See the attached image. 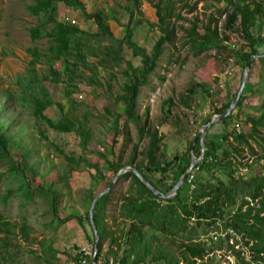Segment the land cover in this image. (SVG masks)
<instances>
[{"label":"trees","instance_id":"trees-1","mask_svg":"<svg viewBox=\"0 0 264 264\" xmlns=\"http://www.w3.org/2000/svg\"><path fill=\"white\" fill-rule=\"evenodd\" d=\"M32 1L33 3L27 9L32 16L38 18L39 23L29 30L30 38L34 42L42 39H47L49 42V46L44 52H40L37 48L29 50L33 59L29 62L30 68L24 77L26 83L22 88V101L28 100L32 105L33 117L37 122L45 124L54 132L75 133L80 139L83 155L88 153L91 134L85 123L70 115H63L62 119L57 122H53L46 116V111L55 103L50 98L48 91L41 85L35 67L43 59L48 65V77L43 78L44 82L60 84L62 83L61 76H66L71 81V78L78 76L81 70L92 71L88 57H95L100 51L104 52L103 55L110 63L119 67L122 61L121 54L126 47L135 58H140L141 66L134 68L131 62H127V69L124 72L127 81L121 88L122 93L116 96L114 101L115 104H120L123 107L122 115L125 117L126 123L136 127L139 141L144 139L149 141L148 147L138 164L136 163V148L133 149L130 161L126 165L119 164V161L110 162L103 154H98V156L113 172V179L121 169L131 166L137 169L143 178L159 192L167 194L189 169L191 157L175 155L170 161L160 160V145L163 142V137L159 135L158 130L148 128L142 122L138 115V99L141 89L149 85V77L158 68V61L164 54L165 44L172 42L174 29L170 24L171 10H168L167 6L162 8L161 2L155 5L158 27L162 36L154 44L152 52L147 53L145 48L133 40L130 25L134 18V11L129 7L125 9L129 15V22L125 26L123 38L119 40L114 36L109 26L111 19L119 22L112 13L107 14L102 10L87 13L81 0ZM131 1L135 5L139 4V0ZM60 4L65 8L80 11L85 20L95 23L97 32L90 34L60 21L58 18ZM227 4L231 11L225 17L221 32L217 25L212 26V23H209L204 29V34L201 35L197 32V24L193 23L187 32L185 43L190 47L192 55L195 57L214 50L216 55L214 60L219 66L221 62L228 64L234 60L235 64L245 69L252 56L264 55V52H261L264 47V36L261 33L264 25V2L227 0ZM255 30L256 34H254ZM228 32L236 33L241 37L242 42L239 47L229 44ZM222 57H224L223 61H221ZM56 63H62V72L54 70ZM98 63L103 65L106 62L100 60ZM251 69L256 70L258 74L257 87L252 88L251 95L260 100L259 105L251 107V109L258 112L259 115L253 116L244 113L243 101L247 95L243 94L235 110L237 114L234 115L233 113L219 123L224 127L230 122L246 116L244 125L249 128V132L245 133L241 129H233L231 132L226 131L218 139H210L207 136L204 140L205 154L203 160L189 175V177H193L192 180H189L188 177L174 198L170 200L157 198L134 174L126 173L121 177L123 180L116 183L119 185L121 181L128 182L127 190L121 194L118 206L115 208L114 225L116 229L111 231L106 223L103 234L98 229L99 212H103L106 216L114 190L112 189L97 201L93 214L94 225L100 236L97 264H101V260L105 262L113 260L119 264H180L181 262L183 264H198V262L202 263L205 258H207L208 264H215L216 259L214 257L210 259L209 256H215V252L224 247L238 258L239 264L264 263V172L255 173L248 177L239 174L242 167L241 154L244 149L252 152L258 162L264 161V57L254 59L251 63ZM96 78L95 73L91 81L95 82ZM199 92L203 94L205 99L213 100L214 115L224 114L236 97L234 95L232 100L225 98V102L219 106L217 103L219 94L216 96L211 94L209 86L200 83L187 89L186 94L181 99V104L185 108L191 109V101ZM0 105V166H7L10 174L23 180L21 184L23 189L20 188V190H24L21 195L27 202H31L34 195L48 199L52 221L57 223L58 227L74 220L86 234L87 239L94 244V235L89 221V208L94 198L103 192L113 179L108 180L104 185L105 187L97 192L94 191V187L100 181L105 180H92L93 186L86 190V198L83 199V203L87 205L86 215L76 213L65 218H59L57 199L61 197L62 193L60 194L61 190L55 188V185L58 184L60 188H63V177L70 176L73 171H78L82 164L87 163L84 156L81 155L74 159L61 152L62 157L75 165V168L71 167L59 180L51 182L48 188L44 187L45 184L30 188L25 172L29 170L34 173L33 167L30 168L27 165L31 151L24 146L22 137L19 138L16 134H8L10 122L2 119V114H7V110L4 104L0 103ZM56 105L61 108L60 104ZM171 105V100L164 103L163 112L165 115L170 114ZM122 115L117 116L114 120L112 147L116 143V137L119 133L118 121ZM242 125L236 123L235 126L241 128ZM42 138L47 142V147L50 150H59L55 144L48 141L44 134H42ZM250 142L255 143L261 151L260 154L254 151ZM10 146L20 151V162H16L11 156ZM189 152H193L198 158L200 157L199 133L195 142L189 147ZM89 167L98 171L94 165H89ZM169 169L174 170L175 181L171 188H166L161 181L155 183L150 179L151 176L165 174ZM217 173L223 174L225 180L217 176ZM14 194L13 192L7 193L3 197V201L6 202L10 197L15 196ZM0 220V233L6 234L0 238V241L7 248L11 242L9 238V235L12 234L11 225L2 217ZM118 220H120L119 225H117ZM219 222L222 224L221 227L216 226ZM190 224L195 226L192 227ZM87 225L90 234H87ZM18 226L24 241L29 242L31 228L26 224L17 225L15 228ZM202 226H205L207 230L201 229ZM228 230L233 231L235 236L227 235L224 239L218 238L216 243L207 237L211 233L218 234ZM104 238L109 241V247L105 254L103 249ZM177 238L181 241H175ZM238 238L250 252L251 259L249 261L246 260L241 250L236 249V245L239 243ZM231 239L234 241V245L228 243ZM165 240L171 245H165ZM44 242L46 244L43 246L42 252L43 256L46 257L43 259L45 264H58L57 256L61 253L55 250L49 241ZM75 250L76 254L72 257L62 254L70 259V264H82L87 256L79 248L76 247Z\"/></svg>","mask_w":264,"mask_h":264},{"label":"rangeland","instance_id":"rangeland-1","mask_svg":"<svg viewBox=\"0 0 264 264\" xmlns=\"http://www.w3.org/2000/svg\"><path fill=\"white\" fill-rule=\"evenodd\" d=\"M81 1L87 13H95L99 10L107 14L112 13L119 22L111 19L109 26L119 40L123 38L125 26L129 22V15L125 9L128 7L133 9L134 18L130 25L133 40L145 48L147 53L152 52L154 44L162 36L158 27L155 5L161 2L162 8L167 6V9L171 10L170 24L174 29L172 42L165 44L164 54L158 61V68L149 77V85L141 89L138 99V115L148 128L158 130L159 135L163 137L160 145L161 161H170L175 155L191 157L189 147L195 142L201 127L214 116V105L212 99H205L199 92L191 101V109L185 108L181 104V99L187 89L194 84H207L211 94L215 96L219 94L217 103L220 106L226 99L232 100L234 95H237L242 83L244 69L235 64L234 60L228 64L221 62L219 66L214 60L216 56L214 50L195 57L185 43L187 32L193 23L197 24V32L201 35L204 34V29L209 23H212V26L217 25L220 32L222 31L225 17L231 11L227 0L220 2L218 0H139L137 5L131 0ZM248 1L264 2V0ZM32 3V0H0V103L4 104L7 110V114H2V119L10 122L8 134L22 137L24 146L31 151L27 165L30 168L33 167L34 173L29 170L25 172L30 188H36L40 184H45L44 187L48 188L51 182L59 180L71 167L75 168V165L62 157L61 152L74 159L83 155V152L80 139L75 133H57L45 124L37 122L31 112L32 105L28 100L22 101V88L26 83L24 77L28 74L29 62L33 59L29 50L37 48L40 52H44L49 46L47 39L34 42L30 38L29 30L39 23L38 18L32 16L27 9ZM58 18L90 34L97 32V26L93 21L85 20L80 11L65 8L61 4ZM228 33L229 44L239 47L242 42L241 37L233 32ZM261 33L264 36V25ZM261 52H264V47ZM103 53L100 51L97 56L88 57L92 71L81 70L80 77L78 75L71 78V81L68 77L61 76L62 83L60 84L44 82L43 78L48 77V65L43 59L35 67L41 85L48 91L55 103L46 111V116L53 122L60 121L63 115L73 116L85 123L91 134L89 152L83 155L87 163L82 164L80 169L73 171L70 176L63 177V188H60L58 184L55 185V188L61 190L60 194L62 193L57 199L59 218L76 213L86 215L87 205L83 203V199L86 198V190L93 186L92 180H105L96 184L94 191L97 192L105 187L108 180L113 179V172L108 169V165L98 154H103L110 162L119 161V164L126 165L130 161L133 149L136 148V163L138 164L148 147L149 141L147 139L139 141L136 127L126 123L122 115L123 107L115 104L114 101L115 97L122 93L121 88L127 81L124 75L127 62H131L134 68H138L141 66L140 58H135L132 52L125 47L121 54L120 66L116 67L106 59ZM100 60L106 63L100 65L98 63ZM54 70L62 72V63H56ZM95 73L97 78L95 82H92L91 79ZM257 82V71L251 69L242 95H247L243 101L244 113L253 116L259 115L251 109L260 103L258 98L251 95L252 88L257 87ZM169 100L172 102L170 114L165 115L163 106ZM56 104H60L61 108ZM236 114L237 111H234V115ZM119 115H122L118 121L119 133L112 147L114 136L112 129L114 120ZM245 118L246 116H242L224 127L217 124L208 130L206 137L218 139L226 131L231 132L233 129H241L248 133L249 128L244 125ZM236 123L243 125L241 128H236ZM42 134L59 150H50ZM250 144L257 154L261 153L254 142ZM10 151L14 160L20 162V151L13 146H10ZM241 156L242 167L239 172L241 176L248 177L264 172V161L258 162L252 152L244 149ZM194 157L198 158L197 155ZM89 165H94L98 171L90 168ZM217 176L225 180L223 174L217 173ZM150 179L155 183L161 181L166 188H171L175 181L174 170L169 169L165 174H157L151 176ZM22 182V179L9 173L7 166H0V217L11 225L12 233L9 235L11 242L7 248L0 241V264H45L43 259L46 257L42 252L46 244L44 241H49L53 248L61 253L57 256L58 264H70V259L63 254L72 257L76 254V247L91 253L93 243L87 239L79 225L72 220L58 227L57 223L52 221L48 199L34 195L32 201L27 202L21 195L24 192L20 190V188L23 189ZM127 186L128 182L121 181L119 185L115 184L112 188L114 194L106 216L103 212H99L98 229L101 234H103L106 223L111 231L116 229L114 225L115 208L118 206L121 194L126 192ZM9 192L15 193V196L4 202L3 197ZM22 224L31 228L29 242L24 241L19 232V226L15 228ZM119 224L120 220L117 221V225ZM193 224L190 225L193 227L195 226ZM216 226L221 227L222 224L219 222ZM201 229L207 230L205 226ZM87 232V234L91 233L89 226ZM5 235V233H0V238ZM175 241L181 240L177 238ZM165 245L171 244L165 240ZM108 247L109 241L104 238V254ZM244 249V257L249 261L250 254L246 247ZM175 251L177 253L176 249ZM212 257L216 259L215 264H239L238 258L225 247L217 250L215 256H209L210 259ZM206 261L207 258L198 264H208Z\"/></svg>","mask_w":264,"mask_h":264},{"label":"water","instance_id":"water-1","mask_svg":"<svg viewBox=\"0 0 264 264\" xmlns=\"http://www.w3.org/2000/svg\"><path fill=\"white\" fill-rule=\"evenodd\" d=\"M264 57V55H259V56H252L251 59L249 60L248 64L246 65L245 69H244V73H243V78H242V83L240 86V89L236 95V97L233 99V101L231 102L230 106L228 107V109L226 110V112L222 115H214L211 117V119L201 127L200 130V147H201V152H200V157L198 159H195L193 152H191V164L189 169L187 170V172L179 179V181L177 182V184L171 188V190L167 193V194H162L161 192H159L158 189H156L155 187H153L147 180H145L143 178V176L138 172L137 169H135L134 167L131 166H126L123 169H121L119 171V173L116 175V177L113 179V181L110 183V185L100 194H98L93 202L91 203V206L89 208V221H90V225L92 228V232L94 235V244H93V251H92V256H91V263L90 264H97V253L99 250V241H100V236L98 234V231L94 225V221H93V214H94V207L97 203V201L102 198L104 195L108 194L112 188L114 187V185L117 183V181L126 173L131 172L132 174H134V176L137 177V179L144 184L157 198L159 199H163V200H170L172 198H174L178 192V190L184 185L185 181L187 180V178L189 177V175L191 174V172L194 170V168L203 160L204 158V154H205V144H204V140L206 138L207 132L208 130L214 126L217 125L221 122H223L224 120H226L231 114L234 113V111L236 110V107L241 99L242 93L244 92V89L246 87L247 81H248V77H249V72L251 70V63L254 59L257 58H261Z\"/></svg>","mask_w":264,"mask_h":264},{"label":"built area","instance_id":"built-area-1","mask_svg":"<svg viewBox=\"0 0 264 264\" xmlns=\"http://www.w3.org/2000/svg\"><path fill=\"white\" fill-rule=\"evenodd\" d=\"M236 127H238V126H236ZM192 176H190L189 177V180H192ZM227 235H229V236H235V234L233 233V231H231V230H228V231H226V232H220V233H211V234H209L207 237L209 238V239H211L212 240V242H214V243H216L217 241H218V238H222V239H224V238H226V236ZM238 240H239V243H238V245H236V249H239V250H241L242 252H243V255L245 256V253H244V251H245V246H244V244H243V242H241V240H240V238H238ZM228 243L230 244V245H234V241L231 239V240H229L228 241ZM247 252H248V250H247ZM85 253V255L87 256L86 257V259H84L83 261H82V264H90V258H91V256H92V252L91 253H88V252H84ZM248 254H250V252H248ZM88 257H89V261H88ZM250 259H251V257H250ZM101 264H119L118 262H113V260H109V262H105L104 260H101Z\"/></svg>","mask_w":264,"mask_h":264},{"label":"crops","instance_id":"crops-1","mask_svg":"<svg viewBox=\"0 0 264 264\" xmlns=\"http://www.w3.org/2000/svg\"><path fill=\"white\" fill-rule=\"evenodd\" d=\"M90 189V188H89ZM83 252H87L85 249L83 250V249H81ZM90 263H91V258H90Z\"/></svg>","mask_w":264,"mask_h":264}]
</instances>
